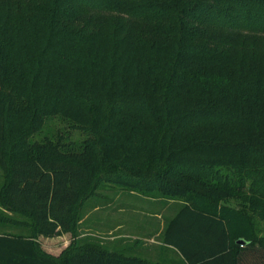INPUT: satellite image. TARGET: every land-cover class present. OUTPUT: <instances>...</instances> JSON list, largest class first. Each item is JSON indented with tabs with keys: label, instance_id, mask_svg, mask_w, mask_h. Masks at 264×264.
Wrapping results in <instances>:
<instances>
[{
	"label": "trees",
	"instance_id": "16d2710c",
	"mask_svg": "<svg viewBox=\"0 0 264 264\" xmlns=\"http://www.w3.org/2000/svg\"><path fill=\"white\" fill-rule=\"evenodd\" d=\"M53 118L82 139L33 140ZM0 172V264H159L41 247L73 237L97 179L182 201L163 241L187 264L264 263L223 201L264 218V0H0Z\"/></svg>",
	"mask_w": 264,
	"mask_h": 264
},
{
	"label": "crops",
	"instance_id": "0c3cea01",
	"mask_svg": "<svg viewBox=\"0 0 264 264\" xmlns=\"http://www.w3.org/2000/svg\"><path fill=\"white\" fill-rule=\"evenodd\" d=\"M115 199L111 209L113 236L111 241L100 240L106 248L127 255L142 256L141 258L159 264H187L173 246L163 241L164 229L168 221L181 209L182 201L131 191L125 196L116 195ZM99 223H103V220ZM65 234L43 237L57 247L51 254L57 255L60 248L66 245V240L59 243L61 236ZM246 260L247 258H244L241 264H264L248 263Z\"/></svg>",
	"mask_w": 264,
	"mask_h": 264
},
{
	"label": "rangeland",
	"instance_id": "374dc122",
	"mask_svg": "<svg viewBox=\"0 0 264 264\" xmlns=\"http://www.w3.org/2000/svg\"><path fill=\"white\" fill-rule=\"evenodd\" d=\"M185 132L190 136L193 135L195 132L214 133L215 130L209 126H195L193 128L187 129ZM56 134H59L61 136L68 135L71 140L76 141L82 139V135L78 130L71 128L67 122L58 118H53L45 122L41 131L33 135L32 139L39 140L45 135L51 137L53 135L56 136ZM146 165L147 163L144 160H140L138 163L130 166V171L136 174H141V166ZM95 182L96 185L92 189L91 195L84 199L83 204L79 209V216L75 222V227L73 229V237L70 236L69 233H66L65 235L61 236L59 243H62L63 240H66L65 244L67 245L71 239L75 240L78 238H82L83 236H90L98 239L99 241H111V238L114 233L112 229L113 221L111 209L115 196H119L120 194L125 196V194L129 191L139 193L136 190H129L122 186L105 182L102 179H97ZM223 201L228 205L236 207H239L240 204H243L246 212L249 214L250 219H252L253 221L255 237L258 238L264 234V218H261L255 212L249 211V207L247 204L248 200H244L240 197H237L236 194H232L226 196ZM102 220L103 223H99V221ZM38 238L41 247L48 253L52 252V250H55L57 248L56 246H54L55 244L50 242L49 239L43 237ZM66 245H64V247ZM64 247H62V249ZM62 249L60 248V251Z\"/></svg>",
	"mask_w": 264,
	"mask_h": 264
},
{
	"label": "water",
	"instance_id": "95a60500",
	"mask_svg": "<svg viewBox=\"0 0 264 264\" xmlns=\"http://www.w3.org/2000/svg\"><path fill=\"white\" fill-rule=\"evenodd\" d=\"M236 243L241 244V243H244V241L241 238H239L236 240Z\"/></svg>",
	"mask_w": 264,
	"mask_h": 264
}]
</instances>
